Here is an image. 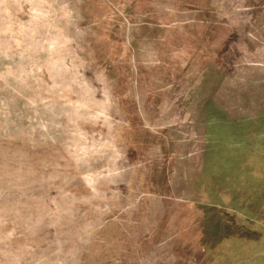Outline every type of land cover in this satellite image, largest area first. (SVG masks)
Masks as SVG:
<instances>
[{
	"label": "rangeland",
	"instance_id": "obj_1",
	"mask_svg": "<svg viewBox=\"0 0 264 264\" xmlns=\"http://www.w3.org/2000/svg\"><path fill=\"white\" fill-rule=\"evenodd\" d=\"M0 264H264V0H0Z\"/></svg>",
	"mask_w": 264,
	"mask_h": 264
}]
</instances>
